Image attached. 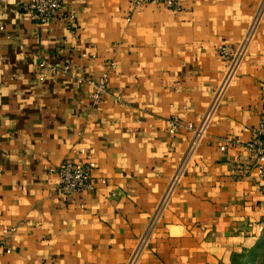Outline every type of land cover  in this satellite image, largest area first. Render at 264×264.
<instances>
[{
	"label": "crops",
	"instance_id": "0c3cea01",
	"mask_svg": "<svg viewBox=\"0 0 264 264\" xmlns=\"http://www.w3.org/2000/svg\"><path fill=\"white\" fill-rule=\"evenodd\" d=\"M29 1L0 0V264H131L137 253L135 264H230L248 252L264 195L255 173L231 177L247 150L223 148L248 142L264 115V14L191 154L187 126L223 84L219 49L239 46L261 0H179L180 12L150 5L130 21L129 0H65L44 26ZM108 60L109 95L95 104L88 81ZM82 151L92 187L64 198L50 170L84 162Z\"/></svg>",
	"mask_w": 264,
	"mask_h": 264
},
{
	"label": "built area",
	"instance_id": "2783aa9c",
	"mask_svg": "<svg viewBox=\"0 0 264 264\" xmlns=\"http://www.w3.org/2000/svg\"><path fill=\"white\" fill-rule=\"evenodd\" d=\"M150 5H162L166 9H169L173 12H180L183 9L182 3L179 0H129L128 21H130L132 17L140 16L145 8ZM64 6L65 0H30L25 6V12L30 16L35 24L44 26L57 21L62 16ZM67 20L69 21L70 27H76V14L74 11L68 13ZM244 46L245 45L240 44L237 47L223 46L220 48V55L228 62L230 61V65L227 68L228 70L223 80V84L220 90L217 92L215 98L216 100H213V104L210 106L207 114L204 116L202 123L198 127H195L192 124L187 126L188 130H191L195 133V138L191 145L189 154H191L196 149L197 145L203 138L224 90L234 78L240 65L238 62L244 58H241L242 52L244 51ZM44 65L50 70L51 73H54L57 70V68L54 66H49L45 63ZM233 68H235L234 71ZM115 69V61L108 60L105 64V70L102 75L96 80L88 81L89 86L92 88V92L90 93L89 97L93 103L98 104L109 95V79L111 73ZM61 71L68 74L71 73L68 66H65ZM170 125L172 132H177L180 127V123L177 120H172ZM228 146L244 148L247 150L248 154L246 161L241 160L234 163L231 169V177L233 179H238L245 175L249 176L250 174L255 173L253 182L261 194L264 195V115L261 117L258 124L252 128L251 138L248 142L242 143L238 140L227 141L223 148L224 151L227 150ZM82 154H86V152L82 151ZM94 168L95 164L92 160V157L86 154V160L84 162H73L66 160L58 166L52 168L50 171L51 173L56 174L59 178L58 193L64 198H67L69 196L80 194L88 189H91L92 171ZM180 172L181 171H179V173ZM179 173L167 192L161 206L164 205L167 196H169L172 189L174 188V184H176V181L180 176ZM143 245L140 247V250L142 249ZM7 252L10 253L11 250H7Z\"/></svg>",
	"mask_w": 264,
	"mask_h": 264
},
{
	"label": "rangeland",
	"instance_id": "374dc122",
	"mask_svg": "<svg viewBox=\"0 0 264 264\" xmlns=\"http://www.w3.org/2000/svg\"><path fill=\"white\" fill-rule=\"evenodd\" d=\"M263 14H264V0H261V3L259 5V7H258V10H257L253 20L251 21L249 27L247 28V33L245 35V38H243L242 42L240 43V44L245 45L244 49H243L244 51L242 52L241 58L246 55V52L248 53V50H249L250 44H251V40L253 39V36L255 35L256 30L258 29V26H259V23H260V20H261V17L263 16ZM242 60H239L238 64L241 63ZM226 62H227V68H228V66L230 65V63H229L230 61L228 62L226 60ZM234 70H235V68H233V71ZM233 71H232V73H233ZM215 98H216V96H215ZM212 104L213 103H211V105ZM182 168H184V166ZM182 168L180 170H182ZM179 174H181V172ZM167 198H168V196H167ZM165 207L166 206H164V205L158 207L156 218L151 221V228L153 227V225L155 224L157 218L159 217L160 213L164 210ZM145 242H146V239L144 240L143 244ZM139 252H140V250H139ZM138 254L133 259L131 264H135V262L137 260V257H138ZM230 264H264V231L262 232L260 240H258V242L252 248H250L248 250V252L245 251V252H239V253L234 254L233 258L231 259Z\"/></svg>",
	"mask_w": 264,
	"mask_h": 264
}]
</instances>
